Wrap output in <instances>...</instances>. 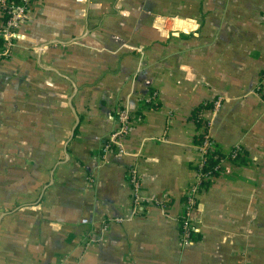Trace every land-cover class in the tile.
<instances>
[{
  "label": "crops",
  "instance_id": "1",
  "mask_svg": "<svg viewBox=\"0 0 264 264\" xmlns=\"http://www.w3.org/2000/svg\"><path fill=\"white\" fill-rule=\"evenodd\" d=\"M263 68L264 0H36L0 60V264H264ZM217 101L213 140L242 154L184 242L193 115ZM124 105L126 153L104 155Z\"/></svg>",
  "mask_w": 264,
  "mask_h": 264
},
{
  "label": "built area",
  "instance_id": "2",
  "mask_svg": "<svg viewBox=\"0 0 264 264\" xmlns=\"http://www.w3.org/2000/svg\"><path fill=\"white\" fill-rule=\"evenodd\" d=\"M36 0H0V60L9 59L12 51L17 43L18 33L24 23H26L29 13L34 7ZM264 83V68L260 76V86L257 93H260L261 85ZM148 104H155L157 96L153 95L147 99ZM220 107V101H217L211 115L215 113ZM205 119V113L202 114ZM206 120V119H205ZM136 121L134 111L127 105L120 108L116 116V128L109 135L106 143L103 146V154L116 151L119 154L126 153L125 139L129 136L131 128ZM201 140L197 143V160L195 162L196 179L195 182L189 187L186 193V200L183 203V212L180 217V225L182 229V239L184 242L192 241L193 235L198 231L194 224V211L199 204V195L208 189L211 182L216 175L214 172H221L224 161L235 160L242 154V148L239 146L231 149L220 163L213 169L205 170L211 152L215 149L214 140L211 135L210 120H207L206 126L200 127ZM140 175L136 167H131L127 173V180L131 187L132 201L136 210L145 208L146 203L152 204L151 199H145L141 193ZM206 183V184H204ZM209 183V184H208ZM145 201V202H144ZM166 207V205H164ZM119 220V219H117Z\"/></svg>",
  "mask_w": 264,
  "mask_h": 264
},
{
  "label": "trees",
  "instance_id": "3",
  "mask_svg": "<svg viewBox=\"0 0 264 264\" xmlns=\"http://www.w3.org/2000/svg\"><path fill=\"white\" fill-rule=\"evenodd\" d=\"M260 76H261V74H260ZM212 107H213V105L206 104V105H201L200 107H198L196 109V111L194 112L193 118H194V121L197 122L198 127H202L204 125L206 126L208 118L205 117L206 120L203 119L202 114H204L207 111L209 112V110H212L213 109ZM200 140H201V135H199L197 137V143H199ZM214 146H215V149L210 154V157L208 159V163L206 165L205 170H208V169H211V168L213 169L216 165H218L220 163V160L225 157V153H222V151L220 150V148L218 147V145H217V143L215 141H214ZM239 158H240V156L238 158H236L235 160H233V161H237ZM193 168L195 170L196 169V165H194ZM213 174L216 175V176L218 175L217 172H214ZM204 184H206V183H204ZM182 200H183V203H184V201L186 200V195L184 196V199H182Z\"/></svg>",
  "mask_w": 264,
  "mask_h": 264
}]
</instances>
